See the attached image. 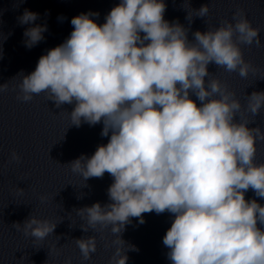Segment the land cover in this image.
Wrapping results in <instances>:
<instances>
[{"label": "clouds", "instance_id": "1", "mask_svg": "<svg viewBox=\"0 0 264 264\" xmlns=\"http://www.w3.org/2000/svg\"><path fill=\"white\" fill-rule=\"evenodd\" d=\"M165 11L164 0H120L103 24L92 18L98 13L73 17L69 37L42 55L30 74H18L17 99L30 102L44 93L57 108L74 105L69 126L102 122L101 136L110 134L91 157L66 165L83 186L105 173L113 178L110 203L76 209L84 232L111 226L116 247L109 264H126V251H138L122 233L131 218L143 224V214L152 212L174 216L163 237L171 264H264V205L245 199L249 190L264 199V163H255L264 132L247 126L253 119L241 118L242 111L254 118L264 109V92H252L244 109L208 71L213 63L241 78L255 73L240 45L264 47L261 30L237 10L234 23L195 31L190 41L189 28L165 20ZM208 13L205 4L187 10L186 19L191 24ZM38 17L28 9L18 17L30 25L23 33L29 49L47 31L35 24ZM6 90L0 85V92ZM20 159L12 152L11 161ZM57 223L32 215L12 227L36 242ZM74 242L84 261L96 252L94 236Z\"/></svg>", "mask_w": 264, "mask_h": 264}]
</instances>
